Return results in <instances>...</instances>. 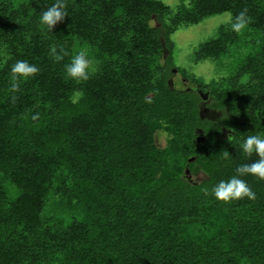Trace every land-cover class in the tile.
I'll use <instances>...</instances> for the list:
<instances>
[{
    "label": "trees",
    "instance_id": "obj_1",
    "mask_svg": "<svg viewBox=\"0 0 264 264\" xmlns=\"http://www.w3.org/2000/svg\"><path fill=\"white\" fill-rule=\"evenodd\" d=\"M54 3L0 0V264H264V180L240 177L254 200L212 195L259 159L241 144L264 134V0H66L51 33L39 17ZM244 9L243 33L229 21L194 50L217 79L175 66L174 33ZM84 48L95 72L77 83L64 66ZM18 60L39 73L12 93Z\"/></svg>",
    "mask_w": 264,
    "mask_h": 264
},
{
    "label": "clouds",
    "instance_id": "obj_2",
    "mask_svg": "<svg viewBox=\"0 0 264 264\" xmlns=\"http://www.w3.org/2000/svg\"><path fill=\"white\" fill-rule=\"evenodd\" d=\"M226 15L231 18L230 13ZM67 16L66 0H56V3L42 12L39 17V23L42 29L53 33L54 28L62 23ZM248 24L247 9L242 10L234 18L230 19V28L237 34L243 33L247 29ZM50 55H52L56 62H59L64 59L67 53L63 49L58 52L56 47H52ZM94 72V59L91 57L88 48L75 53L71 57L70 62L64 66L65 77L77 83L88 81ZM38 73L39 68L35 64L29 63L27 60H18L10 69V92H17L21 82L34 78ZM12 99L15 100V96ZM232 139V137H229V143ZM241 147L244 153L249 156L255 153L259 156V159L251 164L237 167V174L235 176L227 181L221 180L213 187L212 195L217 201L225 204L245 198L248 200L256 198L255 193L246 181L240 177L253 176L259 180H264V134L248 135L241 144ZM219 156L225 160L230 158L227 150H223Z\"/></svg>",
    "mask_w": 264,
    "mask_h": 264
},
{
    "label": "rangeland",
    "instance_id": "obj_3",
    "mask_svg": "<svg viewBox=\"0 0 264 264\" xmlns=\"http://www.w3.org/2000/svg\"><path fill=\"white\" fill-rule=\"evenodd\" d=\"M166 5L174 9L181 0H161ZM228 13H223L216 15L214 17L208 18L203 22L186 28L184 30H179L174 33L171 37L174 43L173 51V62L175 66L179 69L187 71L194 77L203 80L205 83H209L213 79L219 77V69H216L210 62L195 64L193 61V53L195 48L202 42L215 36L217 29L230 21V17L226 15ZM152 25L159 27V24L153 19ZM167 55V54H166ZM220 76H224L223 73ZM183 77L176 71L173 73L171 79L175 86H181V79ZM189 82V81H188ZM191 82H189L188 87H193ZM200 114L202 117L212 121L219 116V113L206 107L207 103L201 101ZM227 135V132H225ZM155 144L159 148H164L166 146V136L163 133H158L155 138ZM190 179L194 182H199L205 179L204 174L198 173L190 176Z\"/></svg>",
    "mask_w": 264,
    "mask_h": 264
},
{
    "label": "water",
    "instance_id": "obj_4",
    "mask_svg": "<svg viewBox=\"0 0 264 264\" xmlns=\"http://www.w3.org/2000/svg\"><path fill=\"white\" fill-rule=\"evenodd\" d=\"M174 72H176V71L174 70ZM197 93H198V96L200 97V99H201L202 102H207V100H208V96H209L207 91H206V92H203V91H201V90L199 89ZM196 142H197L198 144H204V142H205V137H204L203 135H199V136L196 138ZM189 162H193V159H190ZM185 174L188 175V174H189V171L186 170Z\"/></svg>",
    "mask_w": 264,
    "mask_h": 264
},
{
    "label": "flooded vegetation",
    "instance_id": "obj_5",
    "mask_svg": "<svg viewBox=\"0 0 264 264\" xmlns=\"http://www.w3.org/2000/svg\"><path fill=\"white\" fill-rule=\"evenodd\" d=\"M180 84H181L182 87H185L187 90H189V87H188V86H189V82H188V80L182 78ZM198 90H199L198 88H196V90L193 89V91H194L195 93H197ZM197 94H198V93H197Z\"/></svg>",
    "mask_w": 264,
    "mask_h": 264
}]
</instances>
